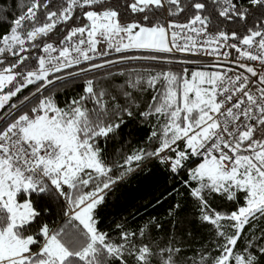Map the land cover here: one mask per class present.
<instances>
[{
  "label": "snow or ice",
  "instance_id": "snow-or-ice-1",
  "mask_svg": "<svg viewBox=\"0 0 264 264\" xmlns=\"http://www.w3.org/2000/svg\"><path fill=\"white\" fill-rule=\"evenodd\" d=\"M16 7L0 34V264H264V0ZM161 12L184 20L161 23ZM133 50L172 54L143 57L167 63L209 62L135 73L118 89L87 76L114 63L97 62L110 51ZM74 77L80 92L61 105L50 86ZM129 119L148 131L130 153L114 156L108 142ZM152 161L174 176L186 173L173 192L187 190L211 238L191 256L174 237L152 238L156 218L136 230L117 225V238L98 227L109 193L131 174L150 172ZM33 195L58 207L61 223H39Z\"/></svg>",
  "mask_w": 264,
  "mask_h": 264
},
{
  "label": "trees",
  "instance_id": "trees-1",
  "mask_svg": "<svg viewBox=\"0 0 264 264\" xmlns=\"http://www.w3.org/2000/svg\"><path fill=\"white\" fill-rule=\"evenodd\" d=\"M25 2L27 0H0V34L8 30V21L13 18L15 13H18L17 4ZM122 2L123 0H121ZM241 2L246 4V0H241ZM164 14L161 12L160 16L157 17L161 23H164ZM170 19L182 22L184 17H169ZM224 27L229 29L234 25L226 24ZM149 55L167 56L160 53L138 51L119 53L98 59L97 62L108 59L114 63L95 72H89L87 76H95L101 87L118 89L129 78H134L135 73L143 74L146 71L155 73L163 70L179 71L183 67H187L190 71L194 69L178 63L143 58ZM121 56L140 58L121 61ZM108 73H112V75L108 76ZM120 73L124 74L121 75ZM50 88L55 92L58 103L63 105L66 98L80 92L81 78H71L69 83H65L63 80L58 81ZM34 90L35 85L24 89L19 94V99L22 100L24 96ZM147 95L150 98L151 93L149 92ZM16 102L17 98H13L12 103ZM147 131L148 129L141 126L136 120L129 119L120 128L118 138L108 142L107 151L114 156L121 149L124 154L130 153L141 144ZM148 167L151 169L150 172L145 170L131 174L124 182L119 183L113 192L109 193L105 203L97 211L98 227L108 232L113 238H117V225H124L130 230H136L138 227L144 226L151 218H156V222L161 227L159 229L152 228L153 239L166 241L169 237H174L178 243L183 244L184 250L189 256L194 252L201 251L202 246H206L211 240L207 226H201L195 221L192 201L187 196V190L181 189L182 195L173 192L174 188L181 187L182 180L186 178V173L181 172L180 175L174 176L155 161L150 162ZM169 193L172 194L169 195ZM32 199L37 201V209L41 212L39 223H61L58 207L50 205L46 198L37 200V197L33 195ZM177 202L181 204L180 209L177 210V215L175 217L169 216V209ZM228 207L231 208V204ZM176 219L182 223L173 228V221Z\"/></svg>",
  "mask_w": 264,
  "mask_h": 264
},
{
  "label": "built area",
  "instance_id": "built-area-1",
  "mask_svg": "<svg viewBox=\"0 0 264 264\" xmlns=\"http://www.w3.org/2000/svg\"><path fill=\"white\" fill-rule=\"evenodd\" d=\"M166 20H169V17L167 16V14L165 13L164 14V22ZM115 54H119V53H116L115 51H110V54L109 56H112V55H115ZM168 55H172V54H168ZM177 56V58H183L181 54H175ZM100 58H103V57H100ZM99 59V58H98ZM188 59L194 61L196 64H199L200 66H202L203 64L209 62L208 61V58H201V57H188Z\"/></svg>",
  "mask_w": 264,
  "mask_h": 264
},
{
  "label": "rangeland",
  "instance_id": "rangeland-1",
  "mask_svg": "<svg viewBox=\"0 0 264 264\" xmlns=\"http://www.w3.org/2000/svg\"><path fill=\"white\" fill-rule=\"evenodd\" d=\"M133 51H135V50H133ZM160 54H165V55L169 56L167 53H160ZM103 58H104V57H103ZM99 59H100V58H99ZM118 62H121V61H118ZM183 65L188 66V67H192V68H194L193 70L201 68V66H200L199 64H196L195 62H193V63H188V64H183ZM61 81H62V80H61Z\"/></svg>",
  "mask_w": 264,
  "mask_h": 264
}]
</instances>
